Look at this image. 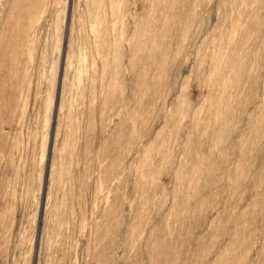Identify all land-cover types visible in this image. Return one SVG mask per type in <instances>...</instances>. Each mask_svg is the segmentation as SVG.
Instances as JSON below:
<instances>
[{
  "label": "rangeland",
  "instance_id": "1",
  "mask_svg": "<svg viewBox=\"0 0 264 264\" xmlns=\"http://www.w3.org/2000/svg\"><path fill=\"white\" fill-rule=\"evenodd\" d=\"M0 264H264V0H0Z\"/></svg>",
  "mask_w": 264,
  "mask_h": 264
}]
</instances>
